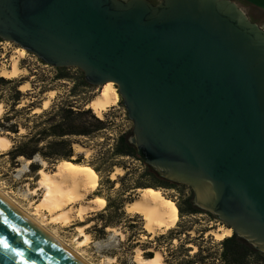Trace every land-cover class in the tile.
Returning a JSON list of instances; mask_svg holds the SVG:
<instances>
[{"label": "water", "instance_id": "obj_1", "mask_svg": "<svg viewBox=\"0 0 264 264\" xmlns=\"http://www.w3.org/2000/svg\"><path fill=\"white\" fill-rule=\"evenodd\" d=\"M0 37L117 84L142 159L264 251V27L234 0H0ZM0 264H84L0 195Z\"/></svg>", "mask_w": 264, "mask_h": 264}, {"label": "rangeland", "instance_id": "obj_2", "mask_svg": "<svg viewBox=\"0 0 264 264\" xmlns=\"http://www.w3.org/2000/svg\"><path fill=\"white\" fill-rule=\"evenodd\" d=\"M150 1L157 4L161 0ZM234 1H240L243 4L240 6L249 18L264 27V8L260 6L262 0ZM21 50H25L23 56L19 54ZM13 56H18L19 66L27 70V73L13 79L19 84L30 82L29 90L20 88L24 96L17 105V109L20 111L26 108V110L18 112L15 119L20 123L21 128L24 124L30 126L33 124L32 116L35 113L52 110L62 104H74L75 107L87 105L105 87V84H79L84 76L81 68L66 66L61 69L51 64L46 65L36 54L5 39L0 40V76H2L3 67L12 66ZM62 71L68 72L70 77L57 78V73ZM78 84V88L74 89ZM4 93L5 98L11 96L7 86L4 88L0 86V94ZM47 97L51 99L50 104L42 111L35 112L34 108L42 107ZM1 103L4 106L0 117L10 109L5 102ZM28 112L31 114L28 115ZM103 119L109 121L108 128L94 137H82L78 144L82 146L81 149H84L80 152L75 151L84 154L83 164L78 163V167H90L95 170L93 165H102L103 168L110 169L109 172L98 173L96 170V174L93 172L95 178L84 201L93 203L95 208L82 218L78 214L79 203H77L73 215L65 223L52 219L50 213L44 210L45 215L42 214L39 217L45 219L47 229L64 242L69 243L72 249L92 264H138L136 256L139 249H142V254L146 258L154 256V250L158 249L164 254L166 264H184L198 251L199 244L203 243L204 247H208L212 245L211 238L221 240L222 238H216L213 232H225L227 228H231L224 223L225 221L206 212L181 213L178 204L185 206V199L192 193V190L194 192V189L187 184L181 187L182 190L152 188L160 195L172 199L175 208L177 207L178 219L172 227L159 230L157 235H152L145 229L143 216L129 212L126 207L127 203L144 191V188L135 189L133 192L131 190L134 183L141 177L144 166L141 161L130 156L113 154L117 135L134 125L133 120L127 117V109L123 105L120 93L118 103L105 112ZM27 131L25 127L21 129V133ZM0 134L8 136L13 141L14 134L9 135L4 131ZM13 144L14 142L8 149H0V188L26 211L33 213L42 198L43 191L37 189L40 169L32 170L31 163L34 161L40 168L53 171L59 168L60 162H51L41 156L32 160L30 164H26V159L21 157L13 160L10 153ZM109 226L116 228L112 231L109 230ZM84 233L90 235L87 241ZM213 250L215 249L211 252ZM198 263L202 264L200 261Z\"/></svg>", "mask_w": 264, "mask_h": 264}, {"label": "trees", "instance_id": "obj_3", "mask_svg": "<svg viewBox=\"0 0 264 264\" xmlns=\"http://www.w3.org/2000/svg\"><path fill=\"white\" fill-rule=\"evenodd\" d=\"M0 40H3V38L0 37ZM59 68L62 69V67ZM68 77H70L68 72L57 73V78L65 79ZM81 83L83 85L90 84L85 77V73L79 84ZM79 84L74 89L78 88ZM20 85L13 78L0 76V86L3 88L7 86L11 95L9 98H5V93L0 94V103L3 101L7 107H10L8 112L0 117V133L4 131L9 135L14 134L12 138V143L14 142V144L10 149L13 160H17L20 157L26 160H34L35 157L41 156L51 162L68 161L73 166H77L78 163L83 164L84 154L76 153L74 144L80 143L82 137L91 138L107 129L109 121L97 116L93 109L87 108L86 105L75 107L74 104H62L52 110L35 113L32 116L34 119L33 124L31 126L24 124L28 131L21 133L20 123L15 119L18 112L26 110V108H22L20 111L17 109V105L24 96L23 91L20 90ZM29 114L31 112H28ZM127 117L132 120L128 111ZM133 135L134 125L129 130L122 131L117 135L113 148L114 155L130 156L141 161L144 166L141 177L131 187L132 192L139 188L150 187L156 188V190L158 188L181 189L182 186H185L183 183L165 177L154 166L146 163L139 154L137 144L132 140ZM30 167L32 170L40 169V166L34 161ZM93 167L98 173L110 171V169L103 168L102 165H93ZM91 170L94 173L96 172L92 168ZM185 203V206L178 204L182 214L206 212L216 218L213 213L202 209L195 203L193 190L185 199ZM210 241L212 245L208 247H204L203 243L199 244L198 251L184 264H199V261L202 264H264V251L258 248L254 242L236 232L221 240L211 238ZM212 249L215 250L211 252Z\"/></svg>", "mask_w": 264, "mask_h": 264}, {"label": "bare ground", "instance_id": "obj_4", "mask_svg": "<svg viewBox=\"0 0 264 264\" xmlns=\"http://www.w3.org/2000/svg\"><path fill=\"white\" fill-rule=\"evenodd\" d=\"M19 54L20 56H23L25 54V50ZM17 57H14V62L11 67L2 68V76L7 78H16L21 74L23 75L24 73H27L26 69H23L19 66V59ZM104 86L105 87L102 88L103 90L101 89L100 93L92 98L86 105L87 107L92 108L94 113L101 118H104L105 112L111 106L116 105V103L119 101V93L116 84L110 81ZM20 88L23 90H29L30 82L27 81L22 83ZM50 101L51 99L47 97L43 103V106H36L34 111H42L50 104ZM3 106V103H0V114L3 110ZM21 129L23 130L24 127ZM10 145H12V140L8 136L0 134V149H8ZM81 147L82 146L78 143L74 144V149L76 152H80L82 149H84H81ZM26 162V164H30L32 160H26ZM39 174L40 179L37 189L42 190L43 195L33 213L26 211L25 208L12 200L1 188L0 195L19 212H21L26 218L41 228L57 243L62 245L68 252L77 257L84 264H92L88 262L80 253L72 249L69 243L64 242L57 235L49 231L46 227L45 219H40L39 216H42L45 210L50 213L52 219H55L59 222L63 221V223H65V221L70 220L71 216L73 215L75 204L77 203H79L78 214L82 218H84L87 214H90V212L95 208V205H93L91 202L84 201V199L92 187V181L95 178V174L88 167L73 166L68 161L60 162L59 168L53 171L40 168ZM126 207L129 212L143 216L145 220V229L152 235H157L159 230L172 227L178 219L175 204L172 199L160 195L150 187L145 188L138 197L127 203ZM115 228L113 226H109V230L113 231ZM213 233L216 238H224L232 234V228H227L225 232ZM84 234L86 235V233ZM207 234H210V232H207ZM89 236L86 235V241ZM154 252V256L146 258L142 254V249H139L136 256L137 263L166 264L162 251L155 249Z\"/></svg>", "mask_w": 264, "mask_h": 264}, {"label": "crops", "instance_id": "obj_5", "mask_svg": "<svg viewBox=\"0 0 264 264\" xmlns=\"http://www.w3.org/2000/svg\"><path fill=\"white\" fill-rule=\"evenodd\" d=\"M237 3H238L239 5H243L240 1H239V2L237 1ZM261 3H262V5H260V6H262V8H264V0H262Z\"/></svg>", "mask_w": 264, "mask_h": 264}, {"label": "built area", "instance_id": "obj_6", "mask_svg": "<svg viewBox=\"0 0 264 264\" xmlns=\"http://www.w3.org/2000/svg\"><path fill=\"white\" fill-rule=\"evenodd\" d=\"M46 65H49V64H47V63H45Z\"/></svg>", "mask_w": 264, "mask_h": 264}, {"label": "snow or ice", "instance_id": "obj_7", "mask_svg": "<svg viewBox=\"0 0 264 264\" xmlns=\"http://www.w3.org/2000/svg\"><path fill=\"white\" fill-rule=\"evenodd\" d=\"M101 203H103V201H101Z\"/></svg>", "mask_w": 264, "mask_h": 264}]
</instances>
